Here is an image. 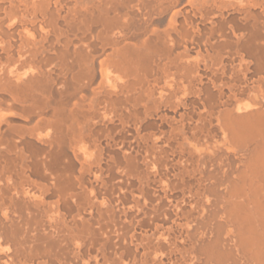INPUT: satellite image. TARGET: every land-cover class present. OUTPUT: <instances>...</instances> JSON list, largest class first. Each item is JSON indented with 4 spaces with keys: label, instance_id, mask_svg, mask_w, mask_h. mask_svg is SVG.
<instances>
[{
    "label": "bare ground",
    "instance_id": "6f19581e",
    "mask_svg": "<svg viewBox=\"0 0 264 264\" xmlns=\"http://www.w3.org/2000/svg\"><path fill=\"white\" fill-rule=\"evenodd\" d=\"M0 264H264V0H0Z\"/></svg>",
    "mask_w": 264,
    "mask_h": 264
}]
</instances>
